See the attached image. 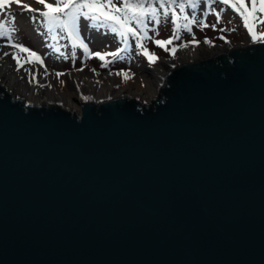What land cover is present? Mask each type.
<instances>
[{"label":"water","instance_id":"obj_1","mask_svg":"<svg viewBox=\"0 0 264 264\" xmlns=\"http://www.w3.org/2000/svg\"><path fill=\"white\" fill-rule=\"evenodd\" d=\"M80 108L0 80V264H264V40Z\"/></svg>","mask_w":264,"mask_h":264},{"label":"rangeland","instance_id":"obj_2","mask_svg":"<svg viewBox=\"0 0 264 264\" xmlns=\"http://www.w3.org/2000/svg\"><path fill=\"white\" fill-rule=\"evenodd\" d=\"M45 2L55 7L57 0H45ZM103 2L106 3L107 0H103ZM124 2L125 0H113L116 7H122ZM130 2L136 3L137 0H130ZM144 2L146 5L155 3L154 7L158 13L159 23L151 17L146 19L147 38L142 41L149 53L158 57L155 63L148 60L136 38L132 36L128 38L129 47L119 52L116 58L106 56L105 60H101L95 55L97 51L102 55L117 52L118 49L124 48V44L118 34L112 33L109 27L93 26L94 22L84 17L78 21V32L84 38V42L88 44L92 55L85 54L80 47L73 48L72 40L65 30L57 28L49 31L46 18L40 14L47 9L38 0H8V3L0 7V24H3L4 28L11 32V37L0 35V46L8 49L9 55L18 69L23 70L24 67L38 69L40 66L48 69L52 85L55 86L59 95L67 97L70 102L69 107L74 112H80L81 97L72 85L75 77L71 74L75 72L83 73L90 68L99 74L112 73L116 80L114 95H131L144 103H149L157 96L164 83V74L169 72L164 62L174 56L171 52L173 47L178 52L184 47L183 45H201L205 41L223 45L226 42L249 44L252 41V35L244 26L243 18L222 0H199L197 7L193 9L195 12L190 10L189 0H177V4L168 5L167 15L160 7V0H144ZM180 2L186 3L183 11L178 7ZM251 2L252 0H245V4L249 8H251ZM29 8L37 11H29ZM105 10L107 11V9ZM255 15L258 18L255 30L262 33L264 32V23L259 21H264V13L257 11ZM33 16L36 17L35 20L32 19ZM177 16L180 17L179 20L176 19ZM185 16L194 21L189 26L191 31L183 27L187 23L184 19ZM178 23L181 25L179 30H177ZM131 26L140 30L142 35L145 34V30L139 29L135 22ZM176 35H179V38L173 39L172 44L167 45V50L156 44V40H168ZM15 44H20L28 48L30 52H35L43 60V63L35 61L34 57L32 58L34 62H27L29 53L21 52L14 47ZM17 57H19V61ZM106 61H109L107 66H105ZM156 71L163 75L156 76L154 73ZM125 72L128 73L129 78L127 79L124 76ZM3 79L7 81V78Z\"/></svg>","mask_w":264,"mask_h":264},{"label":"snow or ice","instance_id":"obj_3","mask_svg":"<svg viewBox=\"0 0 264 264\" xmlns=\"http://www.w3.org/2000/svg\"><path fill=\"white\" fill-rule=\"evenodd\" d=\"M38 2L44 5L47 9L40 14L46 18L49 31H53L57 28L65 30L72 40L73 48L80 47L84 50V53L89 56L92 55L89 46L84 42V38H82L78 32V21L81 17L93 21V26L102 25L109 27L112 33L118 34L120 40L124 44V48L118 49L117 52H109L102 55L97 51L95 55L101 60H105L106 56L116 58L119 52L127 49L129 47V36L136 38L140 48L143 49V54L148 57V60L151 63H155L158 59L155 54L149 53L148 49L145 48L142 43V41L147 38L146 19L151 17L159 23V20L157 19V9L151 4L146 6L144 0H137L136 3H132L130 0H125L122 7H116L113 4V0H107L106 3L103 2V0H57L55 7L50 3H46L45 0H38ZM198 2L199 0H189L188 6L195 9ZM222 2L224 4H229L239 13L243 18L244 26L248 28L253 40H264V32L258 33L255 30V23L258 21L255 14L257 11L264 13V0H259V3H257V0H252L251 8L245 4V0H222ZM6 3H8V0H0V7H3ZM175 4H177V0H160V7L164 9L165 15H167L169 11L168 5ZM178 7L183 11L186 7V3L180 2ZM105 9H107V11ZM28 10L37 11L36 9L31 8ZM172 11L175 15V10L173 9ZM217 15L219 16V13H217ZM32 19L35 20L36 17L33 16ZM176 19L179 20L180 17L177 16ZM184 19L187 23H185L183 27L191 31L189 26L194 21L189 20L187 16H185ZM133 22L139 26V29L145 30L144 35L141 34L140 30L131 26ZM259 22L264 23V21ZM180 27L181 25L178 23L177 30H179ZM0 35L11 37V32L4 28L3 24H0ZM178 38L179 35H176L168 40H156V44L167 50V45L172 44L173 39ZM193 42L199 43L198 41ZM183 46L186 47L187 45ZM14 47L18 48L21 52L29 53V61L27 62H34L32 60L34 57L35 61H39L41 64L43 63V60L35 52H30L28 48H25L20 44H15ZM56 51H59V49H56ZM171 52L175 55L176 48L173 47ZM5 55H7V53H5ZM17 60L19 61V57H17ZM108 63L109 61H106L105 66H107ZM124 76L126 79L129 78L127 72L124 73ZM85 98L87 99V97Z\"/></svg>","mask_w":264,"mask_h":264},{"label":"bare ground","instance_id":"obj_4","mask_svg":"<svg viewBox=\"0 0 264 264\" xmlns=\"http://www.w3.org/2000/svg\"><path fill=\"white\" fill-rule=\"evenodd\" d=\"M244 45L247 44L226 42V44L223 45L212 41H205L201 45L188 44L186 47H182L176 52L172 58L166 60L164 65H167L168 70H170L179 63L192 62L227 53L231 48ZM5 53H7V55H5ZM0 54V80L7 90L12 92L17 98L31 105L55 104L74 112L73 109L69 107L70 102L67 97L59 95L55 86L52 85L48 75V69L41 66L38 67V69H32V67H24L25 69L23 70L18 69L11 55H9L8 49L0 46ZM154 73L156 76L163 75V73L159 71ZM167 73L164 74V77ZM71 76L75 77L72 85L76 93L80 95L81 101L100 102L114 96H123V94L114 95L116 80L112 73L107 72L99 74L89 68L86 72H75L71 74ZM3 78H7V81ZM85 97H87V99Z\"/></svg>","mask_w":264,"mask_h":264},{"label":"trees","instance_id":"obj_5","mask_svg":"<svg viewBox=\"0 0 264 264\" xmlns=\"http://www.w3.org/2000/svg\"><path fill=\"white\" fill-rule=\"evenodd\" d=\"M153 4V3H152ZM154 5H155V3H154ZM154 5H152L153 7H154ZM147 6V5H146ZM190 8V10H192V11H194L195 12V10H193V8H191V7H189ZM193 13V12H192Z\"/></svg>","mask_w":264,"mask_h":264}]
</instances>
